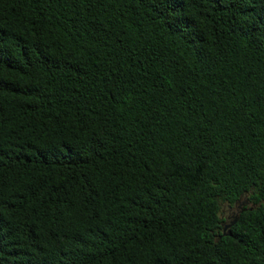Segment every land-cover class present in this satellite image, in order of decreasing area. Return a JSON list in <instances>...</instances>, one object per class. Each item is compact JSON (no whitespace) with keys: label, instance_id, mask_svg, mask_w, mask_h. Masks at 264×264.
<instances>
[{"label":"trees","instance_id":"obj_1","mask_svg":"<svg viewBox=\"0 0 264 264\" xmlns=\"http://www.w3.org/2000/svg\"><path fill=\"white\" fill-rule=\"evenodd\" d=\"M0 264H264V0H0Z\"/></svg>","mask_w":264,"mask_h":264},{"label":"rangeland","instance_id":"obj_2","mask_svg":"<svg viewBox=\"0 0 264 264\" xmlns=\"http://www.w3.org/2000/svg\"><path fill=\"white\" fill-rule=\"evenodd\" d=\"M245 205H250V203H245ZM233 213L231 212V207L221 206V217L224 218V223L229 219Z\"/></svg>","mask_w":264,"mask_h":264},{"label":"flooded vegetation","instance_id":"obj_3","mask_svg":"<svg viewBox=\"0 0 264 264\" xmlns=\"http://www.w3.org/2000/svg\"><path fill=\"white\" fill-rule=\"evenodd\" d=\"M241 206H242V203L241 204H238V205H232L231 206V212L233 214H235L240 209Z\"/></svg>","mask_w":264,"mask_h":264}]
</instances>
